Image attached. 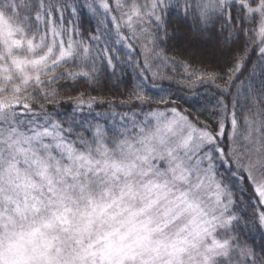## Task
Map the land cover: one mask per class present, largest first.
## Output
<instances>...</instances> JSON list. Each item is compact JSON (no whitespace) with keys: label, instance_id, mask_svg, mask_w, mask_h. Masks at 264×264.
<instances>
[{"label":"snow or ice","instance_id":"6c2138e0","mask_svg":"<svg viewBox=\"0 0 264 264\" xmlns=\"http://www.w3.org/2000/svg\"><path fill=\"white\" fill-rule=\"evenodd\" d=\"M0 264H264V0H0Z\"/></svg>","mask_w":264,"mask_h":264}]
</instances>
